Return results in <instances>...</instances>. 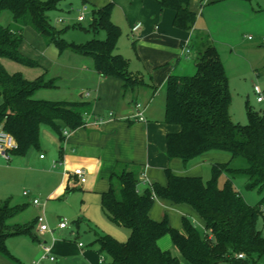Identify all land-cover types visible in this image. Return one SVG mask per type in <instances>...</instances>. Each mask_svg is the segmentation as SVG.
Masks as SVG:
<instances>
[{
	"label": "trees",
	"instance_id": "obj_1",
	"mask_svg": "<svg viewBox=\"0 0 264 264\" xmlns=\"http://www.w3.org/2000/svg\"><path fill=\"white\" fill-rule=\"evenodd\" d=\"M159 1L163 8L175 12L176 27L194 29L197 13L190 7L191 0ZM59 3L60 0H0V13L10 11L16 24L13 27L0 23V129L16 138L17 146L11 151L15 155L25 156L31 148H39L44 123L64 140V130L84 125V114L91 104L83 99H37L34 94L38 89L56 86L55 79L47 78V69L34 80L6 69L3 58L42 67L20 50L24 28L31 27L46 44L56 43L60 54L70 50L91 56L99 75L121 79L124 91L147 84L143 75L130 70L129 60L118 51L122 30L112 20L111 2L90 9V29L105 30L106 38H92L83 44L66 42L61 30L51 23L49 12ZM190 46L197 51L196 72L171 74L166 82L164 122L180 127L167 134V156L181 159L186 166L211 151L228 152L231 158L214 163L208 181L200 175H181L167 168L166 184L155 181L145 191L140 189L144 173L141 167L117 163L110 175L109 189L102 194V207L111 221L127 228L130 234L126 242L105 233L97 235L93 244H98L100 256L104 257L101 264H180L177 256L159 246V239L166 233L171 234L190 264H253L250 259L254 256H264V236L258 228L259 219L264 222V115L249 107L248 122H235L230 113L229 77L217 47L205 31H198ZM237 159H243L245 164L234 166ZM241 175L247 178L248 189L262 194L255 205L248 203L235 186V177ZM222 176L225 179L220 185ZM156 196L194 208L204 219L206 232L201 233L187 216L183 217L182 229L172 227L167 217L154 219L151 209ZM27 206L12 204L10 199L0 204V254L16 264L21 260L10 251L8 240L27 237L39 241L38 218L31 222L16 219Z\"/></svg>",
	"mask_w": 264,
	"mask_h": 264
},
{
	"label": "rangeland",
	"instance_id": "obj_2",
	"mask_svg": "<svg viewBox=\"0 0 264 264\" xmlns=\"http://www.w3.org/2000/svg\"><path fill=\"white\" fill-rule=\"evenodd\" d=\"M91 6L96 7L95 5ZM82 10L81 0H60L58 7L49 12L51 23L62 32L61 38L66 42L78 44L86 43L92 38L105 39V30L94 32L90 29L92 14L89 7L84 11L85 20L81 22L78 20ZM0 23L5 26L12 25L15 27L16 25L13 23L10 11L0 13ZM120 27L122 34L118 40L120 42L118 51L128 59L132 47L129 27L128 29L126 26ZM197 28L205 29L206 34L217 47L224 63L232 93L230 105L232 119L235 122L246 124L249 107L264 115V100L259 102L254 91V87L258 85L264 95V0H197ZM23 33L24 41L20 48L23 55L41 63L47 69V78L56 80V86L38 89L34 94L35 98L51 101H75L82 99V93L89 92L94 95L95 87L92 85L91 77L94 76L93 73L96 69L91 56L76 54L70 50L60 54L56 43L46 44L43 38L31 27L24 28ZM2 62L10 73L21 72L29 80L36 79L39 74L45 71V69L28 67L5 58L2 59ZM196 62L197 51L194 50L189 58L186 56L181 58L175 73L183 74L185 71V75H193L196 72ZM189 66L192 68L190 69ZM42 126L47 127V124L44 123ZM212 153H220L226 156L223 162L231 158L228 152L211 151L205 153L207 155L202 154L194 161L192 160L191 162L198 160L200 163L199 175L205 181L212 177V165L216 163L212 158ZM39 154L40 151L34 147L24 157L12 152L9 154L10 158L0 154V204L9 199L12 204H28L26 210L16 219L20 218L22 222H31L36 219L38 214H41L51 226L65 219L68 223L67 230L74 229L76 222L82 217L84 221L96 226L99 231L82 223L79 234L67 238V241L85 243L84 249L92 251L96 257L95 260H87L86 264H100L99 246L93 244V238L105 233L120 242H126L130 231L111 221L104 212L102 204L99 206L92 205L90 210L86 208L81 212L79 204L74 210L64 199L49 198L44 191L48 189L49 184L47 185L45 180L40 181L42 177L37 178L40 173L34 168L36 161L38 162ZM244 164L243 159H237L233 162L234 166ZM224 179L225 176L220 178V185L223 184ZM234 182L248 203L255 205L259 202L262 194L246 187L247 178L245 176H236ZM147 188L149 185L140 184L141 191H145ZM26 189L39 196L41 206L29 203L28 197L23 195ZM78 196L79 194H76V197ZM79 202L76 200V203ZM151 212L155 213L159 220L167 217L170 225L178 229H182L183 217L187 216L201 233L206 232L204 219L189 205L171 203L160 196H156ZM258 228L264 236L262 218L258 221ZM59 233L60 231H58ZM160 239L159 246L161 249L170 251L177 256L180 264H190L175 246L170 233H166ZM49 243L52 244L51 241ZM8 245L10 251L21 260V264H33L34 261L40 259L44 252L42 243L39 244L30 239L24 241L21 237L9 239ZM52 254L56 256L54 252ZM104 256L110 261L109 256L106 254ZM58 257L61 258L59 255ZM250 261L253 264H264V256L260 258L254 256ZM0 264L16 263L0 254ZM45 264L81 263L70 260L64 262L57 260L55 263H50L46 260ZM220 264L237 263L224 262Z\"/></svg>",
	"mask_w": 264,
	"mask_h": 264
},
{
	"label": "crops",
	"instance_id": "obj_3",
	"mask_svg": "<svg viewBox=\"0 0 264 264\" xmlns=\"http://www.w3.org/2000/svg\"><path fill=\"white\" fill-rule=\"evenodd\" d=\"M81 1L83 6L87 5L89 9H92L91 5L102 7L110 2L113 4L112 20L120 26H126L127 29L129 27L132 40L128 57L129 68L143 75L147 83L124 91L121 79L102 77L95 70L94 76L91 77L92 85L95 87L94 95L89 92L81 94L83 100L91 103L85 111L87 124L70 130L64 140H61L48 125L41 128L40 146L37 148L40 154L38 162L36 161L34 165L35 170L40 173L37 178L42 177L40 181L45 180L46 184H49L48 189L44 190L49 198L64 199L74 210L79 204L80 211L83 212L86 208L90 210L92 205L102 204V194L109 189L110 175L119 162L140 164L149 183L157 181L166 184L167 168L181 175H199L201 165L198 160L186 166L181 159H169L167 156V134L179 131L180 127L164 122V111L167 79L171 74H178L175 72L181 58L183 56L189 58L193 52L191 40L198 31L205 29L197 28V20L193 30L176 27L175 12L163 8L159 0ZM190 7L197 13V0H191ZM137 25L139 27L134 29ZM187 41L188 46H185ZM119 44L118 41V47ZM186 47L190 52L185 51ZM40 68L45 69L43 65ZM184 72L179 75H185ZM138 102L145 106V121L134 117ZM111 110L114 111L113 118L109 116ZM98 116H104L105 121L94 124ZM41 154H44L43 158ZM211 155L216 162H223L226 157L220 153ZM79 167L87 174V181L84 184H79L75 179L77 177L73 175V171ZM31 192L33 196L39 198L33 191ZM76 194L79 196L76 197ZM32 198L28 197L29 203L35 205ZM76 200L80 202L76 203ZM151 216L159 220L155 213L151 212ZM39 217L45 221L43 215L36 216ZM82 223L98 230L82 217L76 222L74 229L67 230L68 226L60 228L58 224L49 225L53 232L41 233L37 229L39 241L36 243L52 242L50 245L56 259L47 260L48 262L70 260L86 264L87 260L96 259L92 251L84 249L85 243L83 246L79 244L82 241L78 243L67 241V238L79 234ZM21 238L24 241L30 239ZM160 241L161 239L158 242ZM99 263L101 264V256Z\"/></svg>",
	"mask_w": 264,
	"mask_h": 264
},
{
	"label": "built area",
	"instance_id": "obj_4",
	"mask_svg": "<svg viewBox=\"0 0 264 264\" xmlns=\"http://www.w3.org/2000/svg\"><path fill=\"white\" fill-rule=\"evenodd\" d=\"M88 9V6L87 5H84L83 6V10L81 12V14L79 15L78 17V20L81 22V21H84L85 20V13L84 11ZM139 27V25L135 26L134 29H137ZM185 46H188V41L186 42ZM185 51L186 52H190V49L189 48H185ZM254 91L255 93L257 94V100L259 102L263 101L264 100V95H263V91L262 89L256 85L254 87ZM136 108H137V113L135 114V118L141 120V121H145V106L138 102L136 104ZM85 116H87V113L84 114V124H87V119L85 120ZM109 116L110 118H113L114 117V111H110L109 112ZM105 121V117L104 116H98L95 118L94 120V124H101ZM64 135L67 136L69 133H70V130H64L63 131ZM17 146V143H16V138L9 132L3 130V129H0V154L1 155H4L5 157L7 158H10L9 157V154H11V151L16 148ZM41 157L43 158L44 157V154H41ZM73 175H75L77 178H75L77 180V182L79 184H84L86 181H87V174L85 172V170L81 167L79 168H76L74 171H73ZM141 182H144L146 183L147 185H150L151 183H149L146 178H145V174L143 173L141 175ZM23 195L26 196V197H33L31 200L32 202L35 204V205H41V201L38 197L36 196H33L32 192L28 189L24 190L23 192ZM59 227L60 228H66L68 226V223L66 220H62L59 224ZM38 230L39 232L43 233V232H52L53 229L49 226V224L47 222H45L43 220L42 217H39L38 218ZM81 246H83V242H80L79 243ZM42 248H43V255L40 257L39 260L37 261H34L33 264H45V261L46 260H50V261H54L56 259V257L52 254V246L46 242L42 243ZM239 257H244L243 254H239ZM104 260V257H101V262Z\"/></svg>",
	"mask_w": 264,
	"mask_h": 264
}]
</instances>
